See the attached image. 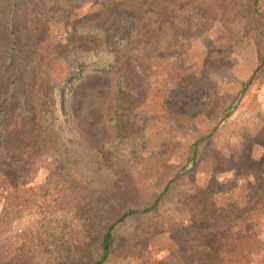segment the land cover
Listing matches in <instances>:
<instances>
[{
	"label": "rangeland",
	"instance_id": "1",
	"mask_svg": "<svg viewBox=\"0 0 264 264\" xmlns=\"http://www.w3.org/2000/svg\"><path fill=\"white\" fill-rule=\"evenodd\" d=\"M155 2L149 19L124 0L22 3L16 63L28 83L15 101L49 68L57 103L42 95L8 128L15 166L0 178V264L53 263L36 229L44 214L77 204L67 171L80 163L112 171L140 201L165 193L153 214L121 224L105 264H162L175 246L172 229L195 212L206 226L227 216L206 239L220 244L222 264H264V36L251 24L240 29V16L229 21L233 3L247 0ZM24 120L50 124L56 149L17 145ZM149 217L150 234L128 236Z\"/></svg>",
	"mask_w": 264,
	"mask_h": 264
},
{
	"label": "trees",
	"instance_id": "2",
	"mask_svg": "<svg viewBox=\"0 0 264 264\" xmlns=\"http://www.w3.org/2000/svg\"><path fill=\"white\" fill-rule=\"evenodd\" d=\"M155 1L124 0L126 7L137 10L146 19L151 18L155 13ZM23 2L27 3L28 0H0V178L3 173H8L9 169L15 166L9 162V157L15 149L11 148L8 128L14 122L16 110H22V115H29L42 99V95L51 98L54 104L57 103L49 68L42 72V82L36 80L29 84L31 91H24L23 95L20 94V100L15 101L17 95L13 92L16 88L27 91L24 86L28 83L26 76L18 69V63H16V60L20 59V49L19 38L16 36L15 19L18 18ZM166 8H164L165 14L168 13V8ZM231 12L230 22L235 15L240 16L239 25H242L240 29L251 24L254 30H260V34L264 36V21L258 18H264V0H251V5L250 0H247L245 4L233 3ZM142 29L149 30L151 26L146 25ZM99 41H102V38ZM100 47L103 50L104 44ZM108 66L109 64L99 62V60L95 63V68L101 71H106ZM45 110L47 114L51 112L47 108ZM122 123L121 119L117 125L119 131ZM21 129L17 145L23 146L22 144L26 142L45 141L47 145H51V150L56 149L57 146L52 144L54 136L50 124L40 126L34 124L33 121L28 123L24 120ZM58 155L60 161L57 167L61 170L68 168L63 160L64 151L61 150ZM73 164L70 163V165ZM72 171H67L71 179L67 187L71 190L76 182V190L73 189L71 193L79 192L77 204L69 211L71 214L68 212L57 215V213L60 214L61 209L50 215L44 214L40 222L45 223L46 229L41 225L42 232L38 229L36 232L41 236L40 243L50 254L52 264H105L112 257L118 243L121 224L134 215L150 216L153 214L165 193L153 201H140L138 198L124 194L126 186L120 189L119 183L122 181L117 179L112 171L105 172L101 168L90 167L87 163L73 165ZM4 179L0 180V188L5 182ZM39 204L43 206L44 201L37 203ZM46 206L49 207V204ZM199 214L193 213L186 224L172 229L171 238L175 246L162 260V264L168 261L172 264L223 263L224 257L214 254L215 248H218L220 244L218 242L208 244L206 239L215 237L214 234L219 231L217 227L219 222L216 221L220 217L227 216L224 212L212 215L206 226L202 216H198ZM149 218L144 228H136L128 236L137 237L150 234L151 232L148 231L153 227L151 228L150 223L152 219ZM207 231L209 234L205 236Z\"/></svg>",
	"mask_w": 264,
	"mask_h": 264
}]
</instances>
